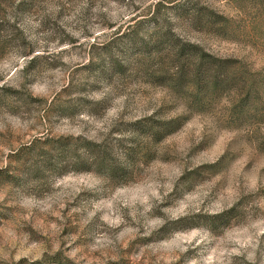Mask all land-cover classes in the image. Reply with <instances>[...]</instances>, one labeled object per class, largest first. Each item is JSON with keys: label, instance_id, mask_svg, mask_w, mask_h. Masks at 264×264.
Listing matches in <instances>:
<instances>
[{"label": "rangeland", "instance_id": "obj_1", "mask_svg": "<svg viewBox=\"0 0 264 264\" xmlns=\"http://www.w3.org/2000/svg\"><path fill=\"white\" fill-rule=\"evenodd\" d=\"M178 43L231 60L202 109ZM0 264H264V0H0Z\"/></svg>", "mask_w": 264, "mask_h": 264}, {"label": "trees", "instance_id": "obj_2", "mask_svg": "<svg viewBox=\"0 0 264 264\" xmlns=\"http://www.w3.org/2000/svg\"><path fill=\"white\" fill-rule=\"evenodd\" d=\"M193 6H191L192 8ZM201 20V15L197 13L195 17ZM204 25L208 29H212V23L217 24L218 27H222L221 22L215 15L205 16ZM221 20L224 17L220 16ZM219 23V24H218ZM157 25V23L155 24ZM217 27V26H216ZM215 29V28H213ZM230 59H221L213 54H210L203 50L201 46L197 44L178 43L175 44V87L180 91L184 87V94L187 95V99L191 101L197 109H202L203 105L211 103L213 100L218 98L225 89H228L233 82V75L229 71ZM188 77V83L183 84V80ZM250 79V80H249ZM244 78L243 90L245 97L255 96L258 92V86L256 80L253 78ZM183 117H176L169 120H164L153 126L149 123L143 126L144 134L154 138L155 140L160 139L164 135L171 133L177 126ZM87 147L94 148L95 145L90 143L86 144ZM133 149L127 152V155H133ZM99 153V151H97ZM89 153L93 156L90 158L91 161L98 159V153H94L89 150Z\"/></svg>", "mask_w": 264, "mask_h": 264}]
</instances>
